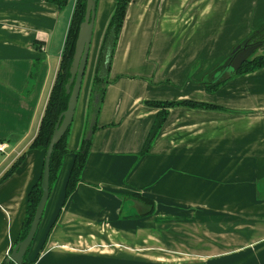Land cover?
Returning a JSON list of instances; mask_svg holds the SVG:
<instances>
[{
  "label": "crops",
  "instance_id": "crops-1",
  "mask_svg": "<svg viewBox=\"0 0 264 264\" xmlns=\"http://www.w3.org/2000/svg\"><path fill=\"white\" fill-rule=\"evenodd\" d=\"M75 1L59 8L49 0H0V141L6 142L0 176L24 154L0 181V261L14 246L27 192L43 169L45 151L29 142L55 80ZM188 1L193 6L206 0L128 1L81 179L65 198L74 152L86 129L99 44L116 3L96 0L70 150L49 191L28 258L40 253L29 264H264V66L206 88L209 75L220 76L223 69L212 71L264 21V0H229L223 25H207L205 32L212 35L201 49L207 47L212 56L205 68L194 60L175 76L169 68L156 74L153 67L126 61L141 46L132 32L139 22L149 25L177 3L185 22ZM216 1L224 0L206 3ZM180 26L141 31L158 36ZM224 30L235 36L222 51L213 33ZM124 33H133V39L124 41ZM196 53L191 60L199 59ZM165 82L186 84L165 93L159 86ZM160 99L217 106L168 107L150 150L140 155L158 111L147 101Z\"/></svg>",
  "mask_w": 264,
  "mask_h": 264
},
{
  "label": "trees",
  "instance_id": "trees-1",
  "mask_svg": "<svg viewBox=\"0 0 264 264\" xmlns=\"http://www.w3.org/2000/svg\"><path fill=\"white\" fill-rule=\"evenodd\" d=\"M53 3H55L59 8L65 7V5L68 3V0H49ZM129 0H116V3L113 7V10L111 11V15L109 16L108 22L105 26V31L103 33L102 39L100 41V47L98 50V54L95 60V66L93 70L92 75V84L89 90V99L87 104V118L85 123V128L87 126L88 117L92 110L95 109L97 111V115L99 113V107L101 105V102L104 97L105 87L106 84L110 81L108 78L109 70L111 66V57L114 51L115 47V41L117 39L118 33L120 31V27L122 26L124 16H125V8ZM85 4L86 0H76L74 9L72 11V17L70 19V23L68 26V32L64 41V48L61 53L60 61H59V67L54 77V82L50 88L48 99L46 101L43 115L41 117V120L39 122V125L37 127V132L35 136L32 138V140L29 142L30 147H36L41 148L46 152L47 144L49 142V139L53 132V127L55 125V122L57 121L61 110H63L66 105L69 98V93L66 92L65 89V83L67 82V78L70 75V65L71 60L74 54L75 50V41L78 34V27L79 23L84 18V10H85ZM245 41L249 42H257L262 41L264 43V21L261 23V25L257 28V30L252 31L245 39ZM234 50L231 52L232 56ZM228 57V58H229ZM227 62L217 67L213 72L221 71ZM264 66V53H257L256 55H251L248 59H246L241 66L230 76H226L225 78H221V76H213L212 79L208 82L206 81V88L207 90H213L217 86H219L221 83H223L227 78L240 74L241 72H247L252 71L255 69H258V67ZM35 72V69L31 70V75H33ZM211 77V75H210ZM95 97H97V101H95ZM149 104L156 106L158 109L155 119L152 123V127L149 130L145 141L144 146L140 150L139 154L143 155L146 152H148L152 146V142L159 133L161 129V125L166 119V116L168 114V107L176 105V104H186V105H200L204 107L209 106H217L212 103H205L197 100H191V99H176V100H169V99H160V100H148ZM70 125L67 126L65 132L62 134V136L59 138L58 141H56L53 145V150L50 155V169H49V191L51 190L55 180L57 179L58 172L63 164V157L64 154L70 150L69 146L67 145L68 137L70 133ZM96 127V123L94 125V130ZM86 131V130H85ZM91 137L85 138V135L81 139L80 147L74 152V159L73 164L70 168V171L67 176V181L65 184V198H67L70 195V192L75 188L76 184L80 181L81 171L86 163V158L91 146ZM24 157V154H21L19 157H17L13 164L0 176V181L11 174L16 168L20 162L22 161ZM43 170V169H42ZM41 176L42 171L37 178V180L31 185L27 192V201H26V207H25V215L21 223L20 232L17 235L14 244L17 240L23 238L26 233L29 230V225L32 221V218L34 216V210L36 208V205L40 199L41 194ZM152 199L146 197L144 198V201L152 202L150 205V209L153 210V201ZM13 244V245H14ZM15 246V245H14ZM13 246V247H14ZM45 244L42 245V249L44 248ZM11 248V250L13 249ZM31 247V245H30ZM30 247L27 249L23 256V264H29L32 263L33 260H35L40 251L36 253V255L33 257V259L28 258V251ZM11 252V251H10ZM0 264H13V262L6 257H4Z\"/></svg>",
  "mask_w": 264,
  "mask_h": 264
},
{
  "label": "rangeland",
  "instance_id": "rangeland-1",
  "mask_svg": "<svg viewBox=\"0 0 264 264\" xmlns=\"http://www.w3.org/2000/svg\"><path fill=\"white\" fill-rule=\"evenodd\" d=\"M209 0H206L204 2H201L199 4L190 6L192 3L191 1L186 3L185 7H189L190 11L186 13V21L182 22L183 18H181L182 10H178V3L174 7V9H169L164 13L158 14L157 18H155V21L152 22L149 25H146V23L139 22L136 28L138 30L132 29L133 33L138 38V41L140 42L141 46L137 47L134 51V46L132 47V50L135 52V54H132L129 56L126 61L128 63L139 64L147 68H152L154 72L157 73H163L166 69H170L173 74L179 73L181 69L187 65L192 64V62H196L195 65H200L201 68H205L208 59L211 55V52L207 50V47L203 50L201 49L202 43L207 45V37L212 35V32L208 33L209 31L205 32L207 25L211 23H215L217 25H223V19L226 17V15L229 13L228 7L230 6L229 0H224L223 2L218 4V1L214 2L212 6V2L210 5H208L206 2ZM73 0H68V7L71 5ZM184 7V8H185ZM188 10V9H186ZM177 11V12H176ZM176 19L177 21H173ZM147 21V20H145ZM218 21V22H215ZM174 22V23H173ZM145 23V24H142ZM163 26L165 28H169V26H180L179 29H175L173 32H167L164 31V33L155 36L153 34L147 35L141 30H155L156 26ZM258 28V27H257ZM257 28L255 30H257ZM122 30V26L120 27V31L118 33L117 39L120 35V32ZM254 31V30H252ZM163 32V31H162ZM133 33H124L123 38L124 41L127 39H133L134 34ZM153 33V32H152ZM238 34V32H236ZM126 34V35H125ZM214 35L218 34L219 42L222 46V51L225 47V45L228 43V41L235 36L234 32L232 30H224L220 33L214 32ZM236 34V35H237ZM130 36V37H129ZM151 36V37H150ZM149 37L153 39V41L149 42ZM117 39L115 41V44L117 42ZM212 39V38H210ZM246 39V38H245ZM244 39V40H245ZM243 40L241 44H243L245 41ZM206 41V42H205ZM142 44L144 48L142 47ZM205 45V46H206ZM204 46V45H203ZM116 48V45L114 47V50ZM142 55L139 54L142 52ZM114 52V51H113ZM197 52L199 59H190V55ZM139 53V54H138ZM257 53H264V43L262 46L258 47L256 51L252 55H256ZM210 55V56H209ZM231 55V53H230ZM229 55V56H230ZM112 58V57H111ZM230 59V57H229ZM228 59V60H229ZM227 60V61H228ZM159 61V62H158ZM133 65V66H134ZM156 69V70H155ZM94 70V69H93ZM155 74V73H154ZM213 75H209L208 82L212 79ZM185 82H182L181 84H178V86H174V83H168L165 82L164 85H159L160 90H163L165 93L170 92L171 90H175V93L177 90H183V86L185 85ZM162 88V89H161ZM86 130V129H85ZM85 135V133H84ZM83 135V136H84Z\"/></svg>",
  "mask_w": 264,
  "mask_h": 264
},
{
  "label": "water",
  "instance_id": "water-1",
  "mask_svg": "<svg viewBox=\"0 0 264 264\" xmlns=\"http://www.w3.org/2000/svg\"><path fill=\"white\" fill-rule=\"evenodd\" d=\"M95 6L96 0H86L84 18L79 23V30L74 45L75 50L70 62V75L67 78V82L65 83V89L66 92L69 93V98L66 107L61 110V113L57 121L55 122V125L53 127L54 130L47 144L41 176V196L34 210L35 213L29 225V230L23 238L16 241V243L14 244L15 246L7 257L13 262V264H23V256L27 249L30 247L32 239L37 231V226L44 212L43 210L49 196V159L54 147L53 144L59 140L74 117V111L79 97L78 93L82 84V77L87 66L88 54L91 47L90 43L92 39L93 24L96 14ZM262 44V41H245L243 44L237 45L236 48H234L232 56L230 57L229 61L220 74L221 78L230 76V74L235 72L241 66V64L246 59H248ZM95 101H97V97H95ZM96 118L97 111H95L94 109L90 112L88 117L85 138L91 137L94 131L93 127L96 123Z\"/></svg>",
  "mask_w": 264,
  "mask_h": 264
},
{
  "label": "built area",
  "instance_id": "built-area-1",
  "mask_svg": "<svg viewBox=\"0 0 264 264\" xmlns=\"http://www.w3.org/2000/svg\"><path fill=\"white\" fill-rule=\"evenodd\" d=\"M6 148V142L0 141V150H4Z\"/></svg>",
  "mask_w": 264,
  "mask_h": 264
}]
</instances>
